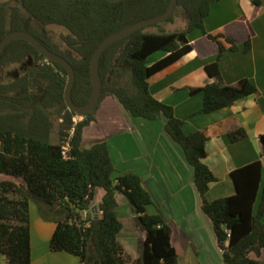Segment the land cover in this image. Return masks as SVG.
I'll use <instances>...</instances> for the list:
<instances>
[{
    "label": "trees",
    "instance_id": "16d2710c",
    "mask_svg": "<svg viewBox=\"0 0 264 264\" xmlns=\"http://www.w3.org/2000/svg\"><path fill=\"white\" fill-rule=\"evenodd\" d=\"M15 1L42 26L65 28L68 34L62 36V41L72 55H67L41 32L26 29L21 8L9 10L2 0L0 43L13 32L27 31L50 51L65 58L76 74L72 100L77 106L88 104L92 98L91 62L103 41L135 23L163 15L171 3V0ZM220 1L178 0L176 10L181 8L188 20L186 30L148 33L147 27L107 48L99 63L103 86L100 103L77 123L78 115L68 109L65 101L67 71L47 61L26 41H14L5 48L0 57V72L17 68L6 76L7 80L0 79V264H32V201L60 207L65 214L52 236V252L76 256L81 264H179L171 227L162 214L147 213L153 198L142 178L132 173L116 177L117 168L106 142L82 149L85 130L98 121L102 104L110 100L119 102L134 118L148 121L166 118L167 134L183 148L194 168L203 211L213 222L225 264H260L264 253V191L257 214L254 206L262 179L261 161L232 172L234 196L209 202L206 196L210 185L219 181L205 164L209 137L205 132L187 135L185 121L175 116L174 107L160 102L150 92L149 80L153 76L195 52L200 59L215 56L216 61L206 67L214 83L190 89L191 95H204L201 112L192 117L230 108L258 93L248 80L232 86L223 81L220 61L224 54L238 51L241 43L245 52H249L252 44L251 38L244 34L205 30L212 5ZM259 2L255 0L256 4ZM174 15L166 22H172ZM195 31H202L203 37L191 42L188 36ZM157 53L165 56L151 61ZM247 137L243 128L229 133L233 143ZM68 141L70 151L65 158L63 147ZM260 143L264 156V135ZM98 189H103L105 195L95 208ZM118 194L127 198L137 215L138 226L146 233L141 259H134L119 242L123 224L117 211Z\"/></svg>",
    "mask_w": 264,
    "mask_h": 264
},
{
    "label": "crops",
    "instance_id": "0c3cea01",
    "mask_svg": "<svg viewBox=\"0 0 264 264\" xmlns=\"http://www.w3.org/2000/svg\"><path fill=\"white\" fill-rule=\"evenodd\" d=\"M259 1L256 4L255 0H222L212 5L205 21L208 33L226 31L251 38V50L245 52L241 43L238 51H227L220 61V69L226 85L248 80L257 87V94L239 100L230 108L192 117L201 112L204 95H191L190 89L214 83L206 67L216 61L215 56L200 59L195 52L149 80L153 97L174 107L175 116L185 121L184 132L187 135L205 132L209 137L205 164L219 179L210 185L206 196L209 202L234 196L236 188L232 172L261 161L262 179L254 206L255 214L264 191V156L260 143V137L264 135V0ZM202 37L201 31H195L189 34L188 39L195 42ZM160 54L153 62L165 56ZM109 102H113L112 107L103 116L100 113L102 107L98 121L85 130L82 149L106 142L117 168L115 176L132 173L142 178L153 198V205L147 208V213L162 214L171 227L172 244L179 264H225L213 222L203 211L194 168L183 148L167 134L166 118L161 117L157 121L134 118L116 100ZM103 118L106 122L102 125ZM236 128H243L248 137L233 143L229 133ZM88 134L92 136L88 137ZM87 138L91 139L89 144H86ZM97 194L95 208L100 204ZM117 201L119 219L123 224L119 242L134 259H141L146 233L138 226L137 215L127 198L118 194ZM64 217L60 207H51L43 202L34 207L31 202L32 264H81L76 256L51 251L50 241L57 222ZM259 263L264 264V253Z\"/></svg>",
    "mask_w": 264,
    "mask_h": 264
},
{
    "label": "water",
    "instance_id": "95a60500",
    "mask_svg": "<svg viewBox=\"0 0 264 264\" xmlns=\"http://www.w3.org/2000/svg\"><path fill=\"white\" fill-rule=\"evenodd\" d=\"M107 1L111 3H117L126 0H107ZM177 3L178 0H171L167 12L164 13L163 15L155 17L153 19L135 23L121 31L114 33L113 35L108 37L105 41H103V43L98 47L97 51L95 52L91 62V79L93 84V94L90 102L84 106H77L72 100V89L76 79L75 70L72 67V65L65 58L50 51L47 47L43 45V43H41L35 36L30 34L29 32L18 31L9 34L0 43V57L2 56L5 48L14 41L21 40L30 43L32 46L36 48V50L41 55L45 57L47 61L56 63L67 71L69 78H68V86L65 93V101L70 111L82 117L85 116L86 114L93 112L100 103L103 86L100 78L99 63L105 50L114 43L128 37L129 35L133 34L134 32L140 29H144L168 21L174 15L176 11Z\"/></svg>",
    "mask_w": 264,
    "mask_h": 264
},
{
    "label": "rangeland",
    "instance_id": "374dc122",
    "mask_svg": "<svg viewBox=\"0 0 264 264\" xmlns=\"http://www.w3.org/2000/svg\"><path fill=\"white\" fill-rule=\"evenodd\" d=\"M2 1L6 2L8 4L9 10L12 9L13 7L21 8L22 17H23L26 29H34V30L41 32L45 38H47L52 43L58 45L63 51L66 52L67 55H72V52L66 48V46L64 45V43L62 41V36L68 34V31L65 28L59 27V26H42L32 16H30L29 13L26 10H24L21 7V5L19 3H17L15 0H2ZM187 27H188V20L186 18V15L181 8H178L175 12L174 20L172 22H164V23H160L158 25L150 26L146 29V32L171 34V33H175V32H182V31L186 30ZM160 55H162V54H160V53L155 54L154 56L151 57V61L157 60ZM16 68H17V66H13V67H10L8 69L1 71L0 72V79L4 80V81L7 80L6 76H8L10 72L16 70ZM112 103L113 102L108 101V102H104L102 104L101 108L103 107V109L100 112L102 116L104 115L105 112L108 111V108L112 107ZM80 119L82 120L83 118L80 116H77L75 118L76 121H80ZM104 122H106L105 118H103L102 125ZM92 132H93V130H92ZM90 136H92V135L88 134V137H90ZM90 141H91V139L87 138L86 144H89ZM104 193L105 192L103 189H99L98 194H97V201L98 202L102 203ZM32 205L34 207L38 206V202L32 201ZM33 213H34V211H33ZM34 215H35V213H34ZM83 215L85 217V214H83ZM50 243H51V241H50Z\"/></svg>",
    "mask_w": 264,
    "mask_h": 264
},
{
    "label": "built area",
    "instance_id": "2783aa9c",
    "mask_svg": "<svg viewBox=\"0 0 264 264\" xmlns=\"http://www.w3.org/2000/svg\"><path fill=\"white\" fill-rule=\"evenodd\" d=\"M81 117V116H80ZM81 121V119H80ZM75 122L77 123L78 121L75 120ZM64 155H65V158H68V153L70 151V144H69V141L65 143L64 147Z\"/></svg>",
    "mask_w": 264,
    "mask_h": 264
}]
</instances>
